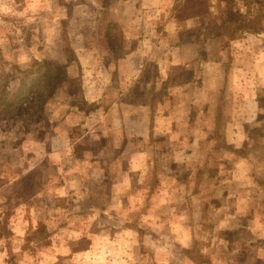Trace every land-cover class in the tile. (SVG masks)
<instances>
[{
    "label": "crops",
    "instance_id": "1",
    "mask_svg": "<svg viewBox=\"0 0 264 264\" xmlns=\"http://www.w3.org/2000/svg\"><path fill=\"white\" fill-rule=\"evenodd\" d=\"M176 2L99 4L109 18L89 34L98 45L79 48L68 67L80 77L78 103L53 127L67 150L90 141L95 153L82 149L73 164L75 154L52 161L48 147L38 160L48 183L53 175L69 186L89 179L102 213L137 211L138 224L127 219L121 228L169 249L174 264H264V54L245 44L257 35L203 40L194 20H176ZM143 8L157 11L160 34H142ZM241 101L249 110L234 109Z\"/></svg>",
    "mask_w": 264,
    "mask_h": 264
},
{
    "label": "rangeland",
    "instance_id": "2",
    "mask_svg": "<svg viewBox=\"0 0 264 264\" xmlns=\"http://www.w3.org/2000/svg\"><path fill=\"white\" fill-rule=\"evenodd\" d=\"M103 3L104 0H0V104L17 86L20 73L33 62L74 64L79 48L98 45L89 34L109 18L107 9L99 7ZM137 19L143 35L162 31L153 8L141 9ZM251 40L245 41L250 50L264 54V32ZM219 43L217 37L212 39L211 54ZM85 77L89 79L90 75ZM79 78L73 77L46 100L49 107H44L39 118L18 120L13 115L15 109L0 113V264H174L169 249L160 253L147 238L139 240L133 230L121 228V222L127 219L138 224L137 211L119 212L117 216L102 213L104 208L95 206L102 200L89 197V179L69 186L67 176L63 175L66 180L62 182L53 175L49 180L55 182L48 183L38 160L48 147L52 148L53 158L58 152L66 157L72 153L71 158L75 154L73 164L84 154L82 149L95 153V144L90 141L75 145L73 153L71 147L67 150L65 140L53 136V127L65 116L66 106L78 103L72 98L78 96ZM221 81L219 94L227 98L229 91L224 88V79ZM244 81L247 83V78ZM258 100V107L264 111V84L260 81ZM241 102L234 109L249 110V104ZM46 120L51 121L48 127ZM44 137L45 144L41 142ZM30 153L36 161H28ZM82 191L84 197L80 195Z\"/></svg>",
    "mask_w": 264,
    "mask_h": 264
},
{
    "label": "trees",
    "instance_id": "3",
    "mask_svg": "<svg viewBox=\"0 0 264 264\" xmlns=\"http://www.w3.org/2000/svg\"><path fill=\"white\" fill-rule=\"evenodd\" d=\"M172 10L177 21L194 20L203 40L217 36L235 41L246 35L264 32L261 29L264 0H179ZM30 66L20 73L22 78L17 86L0 104L3 108L0 113L15 109L14 117L27 122L39 118L44 107H49L52 95L73 77L76 78L74 72L68 70L69 63L47 60L40 65L33 62ZM77 97L73 96L72 100L76 101ZM50 122L46 120L47 127ZM45 137L42 143L46 142ZM41 229L44 230V227Z\"/></svg>",
    "mask_w": 264,
    "mask_h": 264
}]
</instances>
